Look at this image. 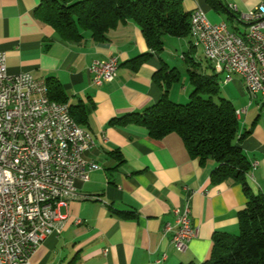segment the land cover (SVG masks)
<instances>
[{
  "label": "crops",
  "instance_id": "obj_1",
  "mask_svg": "<svg viewBox=\"0 0 264 264\" xmlns=\"http://www.w3.org/2000/svg\"><path fill=\"white\" fill-rule=\"evenodd\" d=\"M41 0H0V51L5 55L9 75L29 72L35 78L54 77L67 102L82 104L86 122L78 124L95 141L84 153L99 168L86 181L75 180L81 199L69 201L59 212L65 215L59 235H48L30 256V264H198L209 258L214 233H235L238 212L246 204L239 182L212 184L213 161L200 163L191 157L176 133L151 138L137 124L111 123L114 118L141 112L155 103L163 88L153 74L161 68L184 72L183 83L168 89L174 102L185 103L192 86L188 70L210 74L211 65L190 48V39L165 36L163 50L151 53L139 27L128 20L96 42L84 31L79 42H65L53 28L35 15ZM232 13H218L206 0H182L185 11L201 8L213 23L225 21L234 31L246 22L242 12L264 0H223ZM145 52L151 55L135 69L129 60ZM118 58L115 78L94 85L89 72L95 60ZM215 73V72H214ZM219 75V74H216ZM235 76V77H234ZM217 82L220 96L234 109L243 108L237 118V144L250 163L245 182L250 193L264 192V112L251 110L243 80L234 75ZM178 82V81H177ZM248 99V100H247ZM257 106V105H256ZM249 175H252L250 177ZM189 205L194 234L184 250L170 242L176 229L173 208ZM170 231L165 232V226Z\"/></svg>",
  "mask_w": 264,
  "mask_h": 264
},
{
  "label": "built area",
  "instance_id": "obj_2",
  "mask_svg": "<svg viewBox=\"0 0 264 264\" xmlns=\"http://www.w3.org/2000/svg\"><path fill=\"white\" fill-rule=\"evenodd\" d=\"M194 10L200 13L196 25H200L206 50L221 58L219 70L224 72L226 65H233L244 71L256 89L257 107H264V85L260 84L264 77V3L239 16L246 22L242 30L245 42H237V37L227 33L224 21L213 23L201 8ZM245 46L256 49L259 68L251 67ZM116 58L90 64L94 85L115 78ZM230 79L226 76V81ZM42 80L29 72L7 74L5 55L0 51V264H30L41 241L61 233L65 215L59 208L84 197L77 193L75 180L86 181L89 172L99 168L84 157L95 146L92 136L81 127L73 131L66 123L68 102L64 107H51L48 94L41 92ZM172 212L176 229L170 242L184 250L194 234L188 202ZM164 230L170 231V227Z\"/></svg>",
  "mask_w": 264,
  "mask_h": 264
},
{
  "label": "trees",
  "instance_id": "obj_3",
  "mask_svg": "<svg viewBox=\"0 0 264 264\" xmlns=\"http://www.w3.org/2000/svg\"><path fill=\"white\" fill-rule=\"evenodd\" d=\"M206 2L218 13H227V18L233 16L223 0ZM34 11L65 42H79L84 31L90 32L94 41L104 42L110 30L128 20L139 27L151 53L163 50L165 36L190 39V13L184 10L182 0H41ZM151 53L129 60L132 68L138 67ZM179 75L175 68L154 72V81L163 88L160 98L143 111L114 118L111 123L141 125L154 139L176 133L191 157L200 163L214 162L210 173L212 184L223 181L242 184L247 200L237 215V231L214 233L209 258L198 264H264V192L252 194L247 188L245 176L250 163L237 144L242 135L237 137L235 109L220 96L212 66L210 74L188 70L192 90L187 102L170 100L168 89L179 81ZM45 81L50 99L67 102L54 77L49 76ZM69 112L77 124L86 122L87 113L82 104H69Z\"/></svg>",
  "mask_w": 264,
  "mask_h": 264
},
{
  "label": "bare ground",
  "instance_id": "obj_4",
  "mask_svg": "<svg viewBox=\"0 0 264 264\" xmlns=\"http://www.w3.org/2000/svg\"><path fill=\"white\" fill-rule=\"evenodd\" d=\"M196 22H200V13H196L193 10L190 13V24H189V35L191 39V45L196 47H201L204 58L211 64L215 74H223V82H226V76L232 78L234 75L239 76L243 80V84L246 90V93L249 98V102L251 103L254 101L256 103V89L253 87L252 81L248 80L244 71H242L238 67H233V65H226L224 68V72L219 70L221 68V58H218L216 54L210 53L206 50V41L202 32L200 30V25H196ZM224 27L227 30V33H231L233 37H237V42H245V32L244 31H234L232 30L228 24L224 21ZM245 55L249 59V63L252 68H259L260 67V59L258 57V53L256 49L252 46H245ZM118 58L114 60V72L116 74L118 68ZM260 84L264 85V77H260ZM41 92L42 94H48V88L43 78L41 82ZM51 107H64V102H59L51 99ZM235 115L238 118L241 114L240 109H236ZM65 118L66 123H69L70 126L73 128V131H80V126L73 120L70 115L69 109H65ZM251 177V175H249Z\"/></svg>",
  "mask_w": 264,
  "mask_h": 264
},
{
  "label": "rangeland",
  "instance_id": "obj_5",
  "mask_svg": "<svg viewBox=\"0 0 264 264\" xmlns=\"http://www.w3.org/2000/svg\"><path fill=\"white\" fill-rule=\"evenodd\" d=\"M196 48H197V52L202 56V55H203L202 48H201V47H196ZM203 57H204V56H202V58H203ZM203 60H205V58H203ZM184 75H185L184 72L181 71V73H180V75H179V81L176 82L178 88H180L181 85H182V83H183V77H185ZM223 76H224V75H223L222 73L219 74V75H215V80H216V82H221V80L223 79ZM234 77H235V76H234ZM236 77H239V76H236ZM221 89H222V88H221ZM221 89H220V92H221ZM247 100H248V99H247ZM251 106H252V107H251V110H253L255 107H257L255 102H253ZM262 110H263V112H264V107H262ZM238 136H239V134H237V137H238Z\"/></svg>",
  "mask_w": 264,
  "mask_h": 264
}]
</instances>
